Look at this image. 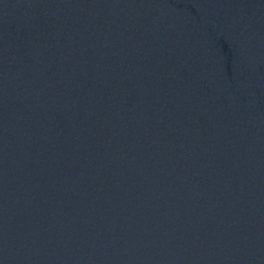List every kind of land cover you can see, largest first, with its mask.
<instances>
[{
	"label": "water",
	"instance_id": "95a60500",
	"mask_svg": "<svg viewBox=\"0 0 264 264\" xmlns=\"http://www.w3.org/2000/svg\"><path fill=\"white\" fill-rule=\"evenodd\" d=\"M0 264H264V0H0Z\"/></svg>",
	"mask_w": 264,
	"mask_h": 264
}]
</instances>
